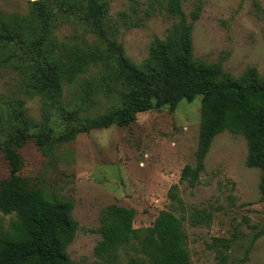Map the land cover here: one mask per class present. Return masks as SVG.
<instances>
[{
    "label": "rangeland",
    "instance_id": "rangeland-1",
    "mask_svg": "<svg viewBox=\"0 0 264 264\" xmlns=\"http://www.w3.org/2000/svg\"><path fill=\"white\" fill-rule=\"evenodd\" d=\"M29 1L0 0V12L26 15ZM106 1L107 34L136 63L148 57L153 39L165 38L178 20L168 12V0ZM181 3L188 20L200 7L192 29L194 58L220 62L234 75L251 66L264 75V0ZM52 8L54 34L61 43L104 45L99 34L83 24L80 11ZM99 68L91 66L75 83L64 84L62 99L69 109L79 106V82L92 78ZM21 79L11 69L0 70V96L11 98L20 90ZM18 95L29 116L41 122L40 96ZM117 100L115 93L96 95L80 114L105 112ZM201 100L198 94L192 101L181 99L175 109L164 105L139 112L128 126L91 129L55 142L51 150L39 148L33 137L18 148L23 160L19 174L29 186L50 198L73 202L78 225L67 247L73 264H98L94 248L101 235L96 229L101 209L111 203L133 207L135 227L152 225L162 209L174 211L182 218L190 264H264V201L258 185L262 171L246 164V137L220 132L212 141L197 184L180 180L183 167L195 163ZM9 168L0 150V188ZM174 184L179 199L169 195ZM0 216L6 224L16 217L2 211ZM120 264H127V258Z\"/></svg>",
    "mask_w": 264,
    "mask_h": 264
},
{
    "label": "trees",
    "instance_id": "trees-1",
    "mask_svg": "<svg viewBox=\"0 0 264 264\" xmlns=\"http://www.w3.org/2000/svg\"><path fill=\"white\" fill-rule=\"evenodd\" d=\"M52 2V3H51ZM30 11L0 12V70L18 73L21 88L11 98L0 96V150L9 163V176L0 188V211L15 214L6 224L0 216V264H73L67 251L77 221L73 202L53 199L29 186L19 174L23 160L18 148L31 137L39 148L51 150L57 141H68L82 132L128 126L139 112L202 95L201 123L195 163L186 164L181 181L195 186L205 169L212 141L224 130L247 139L246 164L262 171L259 185L264 201V75L255 67L234 75L220 62L194 58L192 29L200 7L191 19L181 0H168L167 10L177 22L165 38L155 37L148 57L134 62L121 43L107 34V1L30 0ZM52 6L78 10L83 24L97 32L104 45L66 46L54 34L56 16ZM100 66L92 78L79 82L78 107L69 109L62 99L64 84H73L91 66ZM39 95L43 119L26 112L18 94ZM115 93L118 100L109 110L81 115L96 95ZM174 184L169 195L179 199ZM135 209L111 203L100 211L101 237L94 252L98 264H190L182 218L162 209L152 225L135 227ZM140 253V254H139ZM142 254V255H141Z\"/></svg>",
    "mask_w": 264,
    "mask_h": 264
}]
</instances>
